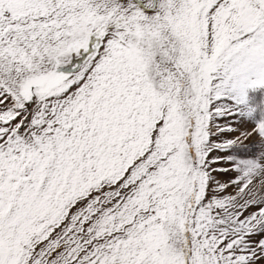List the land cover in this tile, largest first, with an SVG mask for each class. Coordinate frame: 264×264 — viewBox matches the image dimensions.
<instances>
[{
    "label": "snow or ice",
    "instance_id": "6c2138e0",
    "mask_svg": "<svg viewBox=\"0 0 264 264\" xmlns=\"http://www.w3.org/2000/svg\"><path fill=\"white\" fill-rule=\"evenodd\" d=\"M0 264H264V0H0Z\"/></svg>",
    "mask_w": 264,
    "mask_h": 264
},
{
    "label": "rangeland",
    "instance_id": "374dc122",
    "mask_svg": "<svg viewBox=\"0 0 264 264\" xmlns=\"http://www.w3.org/2000/svg\"><path fill=\"white\" fill-rule=\"evenodd\" d=\"M245 127H250V126H245ZM246 143L250 146V145H252V144L255 143V140H249V141H247ZM258 147H259V146L257 145V148H258ZM249 150H251V148H250Z\"/></svg>",
    "mask_w": 264,
    "mask_h": 264
}]
</instances>
